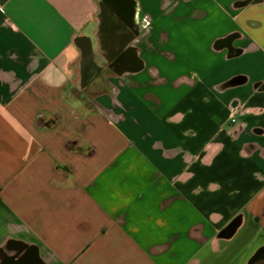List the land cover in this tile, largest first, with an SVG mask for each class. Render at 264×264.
Masks as SVG:
<instances>
[{
  "label": "crops",
  "instance_id": "crops-1",
  "mask_svg": "<svg viewBox=\"0 0 264 264\" xmlns=\"http://www.w3.org/2000/svg\"><path fill=\"white\" fill-rule=\"evenodd\" d=\"M0 264H264V0H0Z\"/></svg>",
  "mask_w": 264,
  "mask_h": 264
},
{
  "label": "water",
  "instance_id": "water-1",
  "mask_svg": "<svg viewBox=\"0 0 264 264\" xmlns=\"http://www.w3.org/2000/svg\"><path fill=\"white\" fill-rule=\"evenodd\" d=\"M236 228V222H232L225 230L224 234L225 235H230Z\"/></svg>",
  "mask_w": 264,
  "mask_h": 264
},
{
  "label": "built area",
  "instance_id": "built-area-1",
  "mask_svg": "<svg viewBox=\"0 0 264 264\" xmlns=\"http://www.w3.org/2000/svg\"><path fill=\"white\" fill-rule=\"evenodd\" d=\"M236 113H237V108H234V109H233V115H232V118H231V121H232V122H236V120H237V119H236Z\"/></svg>",
  "mask_w": 264,
  "mask_h": 264
}]
</instances>
